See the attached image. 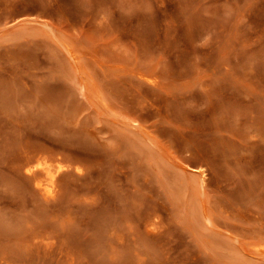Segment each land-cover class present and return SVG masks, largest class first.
I'll use <instances>...</instances> for the list:
<instances>
[{"label":"rangeland","instance_id":"obj_1","mask_svg":"<svg viewBox=\"0 0 264 264\" xmlns=\"http://www.w3.org/2000/svg\"><path fill=\"white\" fill-rule=\"evenodd\" d=\"M0 264H264V0H0Z\"/></svg>","mask_w":264,"mask_h":264},{"label":"bare ground","instance_id":"obj_2","mask_svg":"<svg viewBox=\"0 0 264 264\" xmlns=\"http://www.w3.org/2000/svg\"><path fill=\"white\" fill-rule=\"evenodd\" d=\"M46 159V158H45ZM41 160H44V158L43 159H41ZM48 160V159H47ZM47 160L45 161H40V160H38V162L35 164V166H34V168H32V167H30V169H28V171L30 172V171H33L34 169H36V168H43L45 171H46V174H48L49 175V178H50V180L49 181H51V183H52V185H49L48 183H42L43 182V180L41 181V180H39L40 181V186H39V188H42V189H44V192L45 193H48V194H52L53 193V191L54 190H52L53 189V184H54V181H56V179H55V176H56V172H54L52 169H51V167H50V165H49V163L47 162ZM50 161V160H49ZM12 166V165H11ZM27 168V167H26ZM41 170V169H40ZM26 172V171H25ZM29 172H27V174H29ZM34 173H36V171L34 170L33 171ZM33 172H30V173H32V175L34 176V174H33ZM38 172V171H37ZM40 174H41V172H40ZM44 174V173H43ZM37 175H38V173H37ZM48 175H45V176H48ZM35 177V176H34ZM38 177H40V175L38 176ZM36 179V178H35ZM38 180V179H37ZM45 180H47V179H45ZM37 182V181H36ZM47 182V181H46ZM50 183V184H51ZM38 184H39V182H38ZM38 186V185H37ZM41 189V190H42ZM40 190V191H41ZM43 191V190H42Z\"/></svg>","mask_w":264,"mask_h":264}]
</instances>
